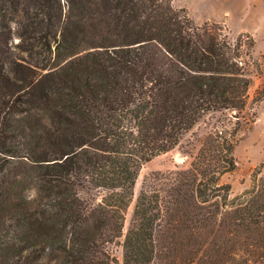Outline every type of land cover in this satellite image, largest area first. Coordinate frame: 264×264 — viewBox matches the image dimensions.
Wrapping results in <instances>:
<instances>
[{
    "label": "trees",
    "instance_id": "1",
    "mask_svg": "<svg viewBox=\"0 0 264 264\" xmlns=\"http://www.w3.org/2000/svg\"><path fill=\"white\" fill-rule=\"evenodd\" d=\"M6 5L33 29L20 49L42 55L0 54V264H264V177L233 196L221 181L254 39L172 0ZM217 113L189 166L153 171L135 195L142 164Z\"/></svg>",
    "mask_w": 264,
    "mask_h": 264
},
{
    "label": "rangeland",
    "instance_id": "2",
    "mask_svg": "<svg viewBox=\"0 0 264 264\" xmlns=\"http://www.w3.org/2000/svg\"><path fill=\"white\" fill-rule=\"evenodd\" d=\"M172 4L184 7L195 23L209 20L222 24L231 39L241 34H248L254 39L251 55L244 48L252 82L248 89V104L242 114L244 117L240 119L241 126L234 137L236 165L221 176L222 182L230 184V196L239 194L252 186L254 171H259V176L264 177V97L254 100L257 91L264 85V0H172ZM20 6L18 10L8 5L0 7V54L9 64L12 60L37 64L42 55L35 52L37 48L30 54L18 45L24 37V30L33 32ZM244 40L247 42L246 37ZM220 116L223 117L217 113L204 117L176 146L143 163L135 181V195L153 171L187 168L201 140L212 129V122ZM133 206L134 201L127 208L123 232L129 225ZM110 250L121 260V245L112 244Z\"/></svg>",
    "mask_w": 264,
    "mask_h": 264
}]
</instances>
